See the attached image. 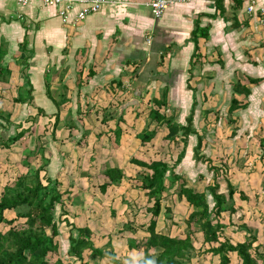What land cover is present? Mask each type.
<instances>
[{"label": "crops", "instance_id": "1", "mask_svg": "<svg viewBox=\"0 0 264 264\" xmlns=\"http://www.w3.org/2000/svg\"><path fill=\"white\" fill-rule=\"evenodd\" d=\"M149 1L105 0L98 11L76 21L78 4L63 19L61 7L36 0L25 4L0 0V64L6 69L0 80V106L13 111L11 119L21 123L19 129L28 128L24 134L30 136L31 149L42 144L50 159L47 175L63 184L68 156L76 160L89 152L88 174L98 173L97 153L109 137L116 139L117 127L118 149L135 142V154L140 152L145 143L139 134L146 126L155 129L146 143L156 144L158 127L165 124L151 120L149 111L156 106L152 100L163 92L166 104L159 111L173 113L177 122L185 123L193 109V126L203 141L204 125H228L230 136L238 137L237 148L244 130L264 124V27L258 13L246 11L248 0H179L159 18L152 14ZM236 84L246 87L247 94L242 87L236 91ZM19 94L26 98L14 101ZM232 97L240 106L229 114ZM131 98L138 105L128 106L120 121L117 107ZM57 111L52 140V114ZM234 128L236 133L231 134ZM166 133L167 129L160 136ZM196 141L195 134L189 136L176 167L180 174L193 162ZM63 142L72 143L71 154L61 150ZM169 146L164 158L174 160L179 147ZM35 157L37 167L40 154Z\"/></svg>", "mask_w": 264, "mask_h": 264}, {"label": "trees", "instance_id": "2", "mask_svg": "<svg viewBox=\"0 0 264 264\" xmlns=\"http://www.w3.org/2000/svg\"><path fill=\"white\" fill-rule=\"evenodd\" d=\"M1 54L0 48V59ZM5 73L6 69L0 64V80ZM240 85L236 84V91L242 87L241 91L247 94L248 89ZM28 96L30 99L31 96ZM25 98L19 94L14 101H22ZM165 98L166 94L163 92L160 98L152 100L156 106L150 109L149 115L150 119L157 124H165L167 133L163 138L168 141V145L174 144L175 147H179L172 164H169V160L165 158L150 161L130 159L131 162L143 168L136 182H138L137 188L146 197L147 205L142 208L148 215L147 221L142 225L146 235L127 240L129 248L143 251L137 264H187L191 257L190 253L195 250L191 232L180 237L158 230L160 216L164 219L172 217L173 196L164 202L167 199L166 195L171 196L168 193L170 186L175 188L177 199L184 200L190 207L186 217L188 227L191 228L193 224L199 227L203 238L201 245L207 244V251L218 256V264H231L230 253L236 254L238 264H258V262L264 264V253L259 252V244H255L257 236L252 234L245 224H239L238 228L244 232L242 239L233 242L225 233L228 226L234 225H231V219H228V223L223 221V213L230 216L236 212L233 199L236 192L239 193L240 198L244 197L243 192L237 191L229 180L226 181V193L219 190L217 176L223 172L226 174L227 166L225 163L217 165L212 158L200 151L203 140L202 135L193 126V109L186 116L185 123H179L174 119L173 113L167 115L165 111H159V108L166 104ZM239 106V100L232 97L228 113L232 114ZM40 112L38 110L32 119L36 120ZM52 117L51 138L54 140L59 122V111L52 114ZM10 118V114H6L0 106V144L5 148H9L18 141L28 130V128H20L17 132L11 133L12 135L8 134L9 128H4L6 127L4 124L10 123ZM119 120H122V115ZM154 130L150 131L148 126L142 130L140 135L143 144L153 138ZM5 133L8 135L5 136ZM120 133L121 130L117 127L114 132L116 140ZM235 133L234 128L231 134ZM193 134L196 135L197 141L192 148V159L205 163L206 170L212 172V181L205 184L204 189L201 190L189 185L187 179L176 170L186 153L188 138ZM259 148L262 151L264 149V136L259 138ZM36 150L37 152L32 154L33 156L40 154L39 161L42 162L33 168L27 160L31 154L23 156V163L27 166L28 172L19 176L13 183L7 181L0 193V226H8L5 230L0 228V264H50L51 256L54 254L58 257L55 264H76V262L89 264L87 260H84V252L87 250L93 254H90L91 256H104L105 246L111 245V239L108 238L103 247H98L93 241L94 232L88 225L78 226L73 221L62 218V214L65 213V210L61 209L63 207L62 198L64 195L68 197L72 190L61 189L63 182L58 177L47 175L46 166L50 159L44 156L43 146L39 142L36 143ZM102 174L103 181L99 185L101 192H106L110 185L119 183L125 177L122 168L118 166L107 165ZM15 210L18 211L16 217L23 219L25 227L19 228L16 219L6 218L5 211ZM126 212L125 216L128 215ZM56 213L58 218H56ZM131 220L127 219V222L133 225L134 222L133 220L130 222ZM63 222L67 229L65 252H63L59 227ZM109 254L112 255L113 252L110 251Z\"/></svg>", "mask_w": 264, "mask_h": 264}, {"label": "rangeland", "instance_id": "3", "mask_svg": "<svg viewBox=\"0 0 264 264\" xmlns=\"http://www.w3.org/2000/svg\"><path fill=\"white\" fill-rule=\"evenodd\" d=\"M3 111L6 114H10V116L13 112L10 109L8 110L7 107ZM220 114L223 115L224 111ZM204 121L207 124L209 119ZM259 124L253 130H244V133L241 134L244 139L238 142L237 148L235 147L234 141L238 137L230 136V127L228 125L221 126L218 124L213 127L204 125L201 128L204 141L200 151L205 156L212 158L217 165L225 163L227 166L226 174L223 172L217 176V182L220 185L219 190L221 192L226 193V181L229 180L233 183L237 191H242L244 194V197L240 198L239 193L236 192L233 199V204L236 207L234 214L229 216L227 213H223V221L228 223V219H231V225H234L227 227L225 231L226 235L233 242L242 239L244 232L238 228L239 224L243 223L252 234L257 236L255 244H259L258 251L264 253V149L263 151L260 150L258 144L259 138L264 136V124ZM4 125L6 126L4 128H9L8 134L17 132L21 126L20 124L14 123L11 118L10 123ZM163 131H166L164 126L158 127L159 139H157V145L148 142L141 145L140 149L138 146L140 152H137V154L134 151L138 145L137 143L135 145V142H127L121 150L118 149V139L112 141L110 140L112 137H109V140L112 142L108 140L107 145L101 147L99 153H97L100 156V160L98 159L100 165H98V173L95 175L88 174L90 165L88 164L87 154L89 152H86L85 156L84 154L79 155L76 160H70L68 156L67 161L70 163L68 173L66 171L61 176V179L64 180L65 177L67 179L60 188L65 189L70 185L72 193L68 197L64 195L62 198L63 207L61 209L65 210L62 218L69 219L78 226L88 225L94 232L93 241L98 247H103L108 238L111 239V245L105 246V254L102 257L96 255L91 256L93 254L88 250L84 252V260H87L89 264H137L138 259L143 255L141 249H131L127 245L128 239L141 238L146 235L142 225L148 219V215L145 213L144 208H142L147 205L146 197L137 188L138 182H136L139 172L143 168L131 162L130 158L150 160L151 158L149 157L151 155L154 158L157 157V154H163L162 157L164 158L166 154L164 153L165 150L168 151L171 147L160 136V134H163ZM7 133H5V136L8 135ZM24 135L11 145V148L16 147L12 151L11 148H5L0 144V193L2 192L3 185L7 181L13 183L19 176L28 172L27 166L23 163L24 158L20 160V156L23 157L30 153L31 156L27 160L33 165V168L35 163L37 164V157L32 154L33 152H37V150L31 149V146L29 147L30 136L28 134ZM139 136L141 138L140 134ZM71 144L65 142L60 143V145H63L61 150H64L63 152L67 155L71 154V150L74 149V146ZM152 148H156L157 152ZM172 148L174 150L178 149L176 147ZM116 149H118V152ZM78 151H81V149H78ZM93 151L95 152L94 149ZM78 153L81 154V152ZM173 153L175 154L174 151ZM91 159L94 160V157L92 156ZM165 159L169 160V164H172V158L166 157ZM107 165L122 168L126 177L119 183L109 186L106 192H101L99 189V185L103 180V174L101 172L105 170ZM189 165H187L188 168L184 170V173L182 172V175L187 179L189 185L199 190L204 189L205 184L212 181V172L209 170L202 171L206 164L200 161L193 160ZM174 189L172 186L169 187L168 193L171 196L166 195L167 199L164 200L165 202L173 196L174 205L172 207V217L164 219L163 216H160L158 218V230L180 237H184L191 232L195 243V250L190 253L191 257L187 264H218V256L207 251V244L201 245L203 238L199 227L195 224L191 228L188 227L186 217L188 211H190V207L184 200L177 199ZM58 207L60 206L58 205ZM127 208L128 212H126ZM16 212L18 211H5V216L7 219H16L17 227H25L23 219L16 217ZM125 212L128 214L126 215L127 217L125 216ZM56 218H58L57 213ZM126 218L129 220L132 219L134 224L128 223ZM127 223L128 226L126 227ZM7 227V225L0 226L3 230ZM59 227L62 236L61 243L63 252H65L67 248V229L64 222L62 224L60 223ZM110 251L113 252L112 255L109 254ZM230 257L231 264H238V258L235 253H230ZM57 258V254L52 255L50 264H55ZM258 264L261 263L258 262Z\"/></svg>", "mask_w": 264, "mask_h": 264}, {"label": "built area", "instance_id": "4", "mask_svg": "<svg viewBox=\"0 0 264 264\" xmlns=\"http://www.w3.org/2000/svg\"><path fill=\"white\" fill-rule=\"evenodd\" d=\"M20 4H25L30 0H15ZM44 5L61 7L58 12L64 19L67 18L70 10L76 5H80L76 13L75 20L79 21L86 15L98 11L104 4L105 0H36ZM179 0H150L148 5L154 17L159 18L164 13L166 7ZM246 11L248 13H258L260 22L264 27V0H248Z\"/></svg>", "mask_w": 264, "mask_h": 264}, {"label": "water", "instance_id": "5", "mask_svg": "<svg viewBox=\"0 0 264 264\" xmlns=\"http://www.w3.org/2000/svg\"><path fill=\"white\" fill-rule=\"evenodd\" d=\"M138 105V100L136 98H131L123 103H121L118 107H117V111H118V119L120 118V116L123 114V111L128 107V106H132V105Z\"/></svg>", "mask_w": 264, "mask_h": 264}]
</instances>
